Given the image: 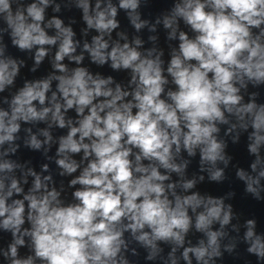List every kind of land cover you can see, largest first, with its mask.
Here are the masks:
<instances>
[{"label": "clouds", "instance_id": "1", "mask_svg": "<svg viewBox=\"0 0 264 264\" xmlns=\"http://www.w3.org/2000/svg\"><path fill=\"white\" fill-rule=\"evenodd\" d=\"M238 190L264 0H0V264H264Z\"/></svg>", "mask_w": 264, "mask_h": 264}, {"label": "water", "instance_id": "2", "mask_svg": "<svg viewBox=\"0 0 264 264\" xmlns=\"http://www.w3.org/2000/svg\"><path fill=\"white\" fill-rule=\"evenodd\" d=\"M163 6L164 5L158 3L154 6V9L158 10L159 8H161ZM207 188H208V190L212 191V193L214 195L220 194V192H218L216 190L215 186L209 185V186H207ZM241 191L242 190H238V197H237V201H236L237 207L241 208L245 212L246 215L250 216L251 214H255V216L261 221V223L264 224V206L256 204L255 202H252V201H241L239 199ZM250 259L254 260V258H250ZM224 264H243V262L242 261H234L232 258L226 256Z\"/></svg>", "mask_w": 264, "mask_h": 264}]
</instances>
